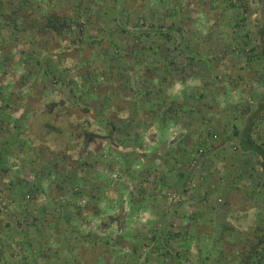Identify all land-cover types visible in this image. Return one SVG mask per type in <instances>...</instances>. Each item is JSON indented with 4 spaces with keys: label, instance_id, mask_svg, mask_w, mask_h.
Listing matches in <instances>:
<instances>
[{
    "label": "rangeland",
    "instance_id": "rangeland-1",
    "mask_svg": "<svg viewBox=\"0 0 264 264\" xmlns=\"http://www.w3.org/2000/svg\"><path fill=\"white\" fill-rule=\"evenodd\" d=\"M22 1L0 0V264H260L239 141L264 138L263 0Z\"/></svg>",
    "mask_w": 264,
    "mask_h": 264
},
{
    "label": "trees",
    "instance_id": "trees-1",
    "mask_svg": "<svg viewBox=\"0 0 264 264\" xmlns=\"http://www.w3.org/2000/svg\"><path fill=\"white\" fill-rule=\"evenodd\" d=\"M27 2V0H23L22 3ZM261 12L263 15V20H262V25H261V40H262V55H264V0L262 2V6H261ZM44 26V28L48 31H54L55 33L58 34H63V32H65V29L70 28L71 27V21L67 16H62L60 14L55 13V11L49 13L46 18H45V22L42 24ZM41 25V26H42ZM172 105H169V107L167 108L165 114H167L168 111H171ZM176 112V110H175ZM174 113V112H172ZM241 138H240V146L242 148V150L244 151H250V150H255L258 151L260 153H262V162H263V166H264V150L261 149L259 146H257V144L255 143V141L252 139L251 134H250V128H246L245 130H243L241 132ZM260 244H256L255 245V252L256 254L260 255L259 257V263L263 264V260H264V240L262 242H259ZM261 245V248H260Z\"/></svg>",
    "mask_w": 264,
    "mask_h": 264
},
{
    "label": "crops",
    "instance_id": "crops-1",
    "mask_svg": "<svg viewBox=\"0 0 264 264\" xmlns=\"http://www.w3.org/2000/svg\"><path fill=\"white\" fill-rule=\"evenodd\" d=\"M261 116H264V113H261ZM262 124V123H261ZM250 130H251V128H250ZM254 133V128H252V131L250 132V134H251V137H252V139L255 141V143L257 144V146H259L261 149H263L264 150V138H262V140H261V138H260V140H258V138L260 137L259 135H257L256 133ZM242 135V134H241ZM241 135H240V138H241ZM260 142H262L261 144H260ZM239 145H240V141H239ZM240 148H241V146H240ZM241 150H242V148H241ZM242 151H244V150H242ZM244 152H248V153H251V154H253L254 156H256L257 158H259L260 159V163H261V165L263 164V162H262V153H260V152H258V151H255V150H250V151H244ZM263 166V165H262Z\"/></svg>",
    "mask_w": 264,
    "mask_h": 264
}]
</instances>
